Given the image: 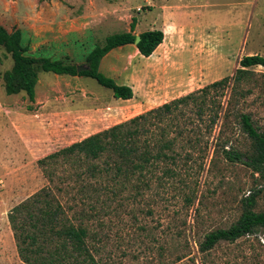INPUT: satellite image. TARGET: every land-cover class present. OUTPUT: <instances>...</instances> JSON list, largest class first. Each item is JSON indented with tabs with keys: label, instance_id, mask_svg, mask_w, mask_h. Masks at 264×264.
<instances>
[{
	"label": "rangeland",
	"instance_id": "rangeland-1",
	"mask_svg": "<svg viewBox=\"0 0 264 264\" xmlns=\"http://www.w3.org/2000/svg\"><path fill=\"white\" fill-rule=\"evenodd\" d=\"M144 2L0 0V25L8 32L22 31L28 53L78 66H84L86 55L105 37L129 30L133 18L144 19L141 31L155 27L165 37L149 58L126 59L115 52L114 66L110 56L102 59L103 75L132 88L129 101L115 99L111 90L89 77L53 73L39 74L33 103L24 93L8 96L2 75L12 61L0 48V264H25L17 254L8 213L47 186L39 159L232 76L244 56L264 57V0ZM252 70V93L231 105L228 97L222 99L211 137L205 124L193 122L200 131L191 139L208 142V148L204 157L182 167L186 186L146 178L136 198L131 189L105 204L102 198L58 197L67 216L76 222L80 215L89 228L87 246L94 264H264L263 230L233 243L220 242L205 255L198 251L206 234L237 221L240 201L251 194H256L254 211L264 212V179L242 162L226 160L223 153L228 149L245 155L251 149L239 125L240 113L249 114L264 133V68ZM101 206L104 213H96Z\"/></svg>",
	"mask_w": 264,
	"mask_h": 264
},
{
	"label": "trees",
	"instance_id": "trees-1",
	"mask_svg": "<svg viewBox=\"0 0 264 264\" xmlns=\"http://www.w3.org/2000/svg\"><path fill=\"white\" fill-rule=\"evenodd\" d=\"M135 26L133 18L128 32L105 37L102 45L86 55L84 66L88 69L78 72V65L73 63L28 53V47L21 41L22 31L8 32L0 25V48L12 61L11 68L2 75L5 94L24 93L33 103L39 74L53 73L89 77L111 90L115 99H132V88L119 85L103 75L100 63L111 50L133 45L136 36L140 37L136 48L141 56L149 57L154 53L164 40L163 31L148 30L136 35ZM254 67L264 68L263 56H244L232 76L223 77L39 159L37 164L47 186L28 196L8 213L20 260L25 264H94L87 246L89 228L80 215L76 222L68 217L58 197L96 201L102 198L105 204L107 200L122 198L125 190L131 189L136 198L147 183L146 178L159 182L175 180L186 186L188 179L182 177V167L191 165L194 157H204L208 148V142L202 144L201 140L191 139L192 133L200 131L194 130L193 122L205 124L207 135L211 137L220 119L222 99L228 97L227 104L231 105L252 93ZM213 93L216 94L214 98L211 97ZM227 112L228 109L225 118ZM238 119L242 132L251 141V149L245 155L223 149L224 157L231 162H242L264 179V133L253 125L249 114L240 113ZM58 182H73L74 186L62 187ZM255 196L251 194L240 201L241 214L230 227L204 236L198 245L201 255L209 253L220 242L233 243L258 230L264 231V212L254 211ZM96 210L101 214L105 208L101 206Z\"/></svg>",
	"mask_w": 264,
	"mask_h": 264
},
{
	"label": "crops",
	"instance_id": "crops-1",
	"mask_svg": "<svg viewBox=\"0 0 264 264\" xmlns=\"http://www.w3.org/2000/svg\"><path fill=\"white\" fill-rule=\"evenodd\" d=\"M146 2H148V0H145V2L144 3H146ZM163 7V6H162ZM144 17H146V16H144ZM144 17H142V18H144ZM145 21H147L146 22V24L144 25V26H148L149 24H150V20L149 19H145ZM141 22H144V19L143 20H136V26H135V29H134V34H136V35H139L140 33H142V32H144V31H148V30H161V29H159V28H155V27H150L149 29H145L144 31H141L139 28H140V25H141ZM129 30H126V32H128ZM163 31V30H162ZM164 33V32H163ZM165 38V37H164ZM164 41V40H163ZM159 46H160V44H159ZM158 46V47H159ZM157 47V48H158ZM121 53V54H123L124 56H126L125 58L127 59V58H131L132 56H134V57H142V58H149V57H143V56H141L140 54H139V52H138V50H137V48H136V46H134V45H125V46H122V47H118V48H116V49H113V50H111L105 57H109L110 56V60H111V65L112 66H114L115 65V63H116V60L114 59V57L112 56V54L113 53ZM155 52V51H154ZM101 65V64H100ZM111 70L113 71H117L118 69L117 68H111ZM119 75H121L122 73H118ZM119 85H127L128 86V84H126V83H120ZM129 101V100H128Z\"/></svg>",
	"mask_w": 264,
	"mask_h": 264
},
{
	"label": "water",
	"instance_id": "water-1",
	"mask_svg": "<svg viewBox=\"0 0 264 264\" xmlns=\"http://www.w3.org/2000/svg\"><path fill=\"white\" fill-rule=\"evenodd\" d=\"M140 41V37L139 36H136V38H135V42H133V45L134 46H136L137 44V42H139ZM88 68L87 67H85V66H78L77 67V71L78 72H80V71H85V70H87Z\"/></svg>",
	"mask_w": 264,
	"mask_h": 264
},
{
	"label": "built area",
	"instance_id": "built-area-1",
	"mask_svg": "<svg viewBox=\"0 0 264 264\" xmlns=\"http://www.w3.org/2000/svg\"><path fill=\"white\" fill-rule=\"evenodd\" d=\"M138 11H140V9H137Z\"/></svg>",
	"mask_w": 264,
	"mask_h": 264
}]
</instances>
